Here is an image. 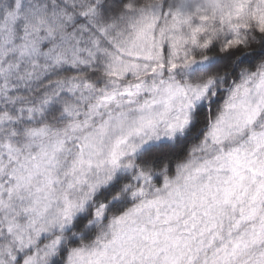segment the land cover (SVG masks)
I'll use <instances>...</instances> for the list:
<instances>
[{"label": "snow or ice", "instance_id": "snow-or-ice-1", "mask_svg": "<svg viewBox=\"0 0 264 264\" xmlns=\"http://www.w3.org/2000/svg\"><path fill=\"white\" fill-rule=\"evenodd\" d=\"M0 264H264V0H0Z\"/></svg>", "mask_w": 264, "mask_h": 264}]
</instances>
